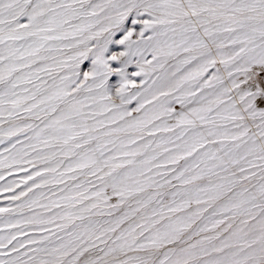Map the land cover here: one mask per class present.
I'll list each match as a JSON object with an SVG mask.
<instances>
[{
    "label": "snow or ice",
    "instance_id": "1",
    "mask_svg": "<svg viewBox=\"0 0 264 264\" xmlns=\"http://www.w3.org/2000/svg\"><path fill=\"white\" fill-rule=\"evenodd\" d=\"M0 264H264V0H0Z\"/></svg>",
    "mask_w": 264,
    "mask_h": 264
},
{
    "label": "rangeland",
    "instance_id": "2",
    "mask_svg": "<svg viewBox=\"0 0 264 264\" xmlns=\"http://www.w3.org/2000/svg\"><path fill=\"white\" fill-rule=\"evenodd\" d=\"M134 69H132V68H130L129 69V71H133ZM118 80V77L117 76H113V77H111V81L114 83L115 81H117Z\"/></svg>",
    "mask_w": 264,
    "mask_h": 264
}]
</instances>
